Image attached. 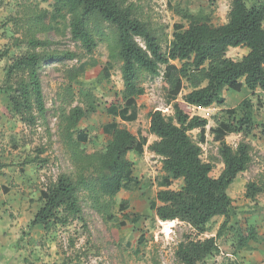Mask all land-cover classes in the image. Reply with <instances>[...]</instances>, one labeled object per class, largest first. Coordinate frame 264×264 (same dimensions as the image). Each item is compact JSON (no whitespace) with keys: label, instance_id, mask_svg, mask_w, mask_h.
I'll list each match as a JSON object with an SVG mask.
<instances>
[{"label":"trees","instance_id":"trees-1","mask_svg":"<svg viewBox=\"0 0 264 264\" xmlns=\"http://www.w3.org/2000/svg\"><path fill=\"white\" fill-rule=\"evenodd\" d=\"M227 1V21L213 25L208 16L184 14L187 21L174 27L173 42L166 51L162 39L154 30L137 18L132 5L126 0H37L47 4L50 10L22 6L21 17L13 19L17 28H24L26 49L17 53L0 51V60L7 59L3 70L0 93L8 97V106L0 107V113L9 120L17 119L28 128H34L38 120L45 119V102L41 89L40 72L49 61H72L77 54L50 52V42L30 38L27 33H48L58 24L66 25L71 40L79 44L84 54L91 56L99 43L105 42L109 59L119 63L123 90L120 99L123 111L135 106L141 92L144 77H162V90L176 99L184 89L181 101L173 104V120L166 119L161 111L147 114V129L135 136L125 127L112 126L110 139L101 151L87 153L86 132L78 125L88 115L99 109V100L90 89L79 85L78 73L71 71L70 80L79 85L80 105L64 110L59 115L58 132L74 168L72 174L62 173L39 192L40 207L26 230L40 228L45 234L56 228L70 226L82 220L81 198L96 213L113 219L110 209L114 198L128 179L131 180L133 163L127 159L132 153L143 155L148 136L156 139L148 144L147 151L157 156L164 173V189L155 194L157 205L155 218L160 222L178 221L188 226L193 234L185 235L174 251L178 264H203L218 253L215 237L201 238L215 218H222L218 231H233L234 253L248 250L250 242H256V232H241L228 225L237 208L228 195V189L237 176L252 163L251 146L244 141L235 147L226 144L225 138L241 134L244 138L252 131V119L236 118V109H225L226 120H217L208 128V121L192 115V109L221 107L225 103L224 91L240 93L264 92V1ZM108 34V35H107ZM245 49L240 59L226 56L229 49ZM207 128V129H206ZM197 131L194 140L191 132ZM207 132L223 166L217 177L211 175L214 164L202 159L201 144L206 143ZM25 160L22 166L36 163ZM42 162H45L42 161ZM19 165V166H20ZM175 181H181L178 190L170 189ZM2 193H8L0 188ZM264 193V184L248 183L245 198L255 202ZM129 208L127 200H120L123 213ZM9 216L7 212L1 215ZM127 218V216H126ZM124 222L120 221L119 226ZM24 231L15 241V251L23 241ZM264 242V238L262 239ZM27 263V262H26ZM66 264V263H61Z\"/></svg>","mask_w":264,"mask_h":264},{"label":"rangeland","instance_id":"rangeland-1","mask_svg":"<svg viewBox=\"0 0 264 264\" xmlns=\"http://www.w3.org/2000/svg\"><path fill=\"white\" fill-rule=\"evenodd\" d=\"M254 1L250 0L248 5ZM126 4L132 5L135 16L160 36L163 51L173 42L174 27H187L184 14L208 16L213 25H222L226 23L229 11L227 1L126 0ZM29 5L33 8V16L38 13L37 7L50 10L47 4H38L37 0H0V51L8 49L9 55L17 53L15 40L20 42L21 50L26 49L24 28H17L13 19L17 18L15 16H22L19 13L22 6ZM27 35L50 42L48 53L70 52L77 54L78 58L62 62L49 60L43 65L40 81L46 113L45 119L38 120L34 128L26 127L17 119L7 121L0 116V188H5L12 194L27 195L23 204L22 201L12 203L10 193L6 195L0 189V210L6 208L4 212L10 215L11 222H20L24 226V238L21 242L25 248H32L34 245L38 247L25 252L23 258L26 264H178L174 256L175 248L185 235L193 233L181 222L163 223L155 218V194L164 189V174L151 158L143 160L149 164L147 174L139 177V172L134 175L132 170L131 180L126 181L114 198L110 209L112 220L93 211L89 203L81 198L82 220L46 234L41 229L36 232L34 229L26 230L41 205L38 200L39 192L59 174L74 172L59 136L58 122L61 111L68 113L71 108L80 105L78 91L81 83L85 89L92 90L99 100L97 113L88 115L78 125L79 130L85 131L87 135V153L103 149L110 139L113 125L125 127L135 136L141 135L147 126V114L154 109L160 110L166 119L173 120V104L179 102L183 93L188 91L184 89L176 99H171L162 90L160 76H146L135 106L123 111L120 99V92L123 90L120 64L108 58L109 50L105 42L99 43L93 54L87 56L79 44L71 40L64 24H58L48 33L35 32ZM241 53V50L230 49L226 56L237 60ZM7 64V59L0 60V83ZM74 70L78 73L76 79L79 85L69 79V73ZM223 98L225 103L218 110L200 111L199 114L208 118V128L215 126L217 120L227 119L225 109H236L237 119H252V131L245 138L241 134L225 138L226 144L233 147L241 141L249 144L252 156L251 165L237 176L228 189L227 193L237 208L235 217L229 220L228 225L241 232L253 229L257 234V241L250 242L248 250L234 253L231 247L232 242L234 243L233 231H218L223 219L215 218L210 229L201 238L215 237L218 253L203 264H264V193L258 195L255 202L245 198L248 183L264 184V92L225 91ZM8 104L7 95L1 92L0 107ZM196 112L198 111H193ZM196 134L197 131L191 134L194 140L197 138ZM205 139L206 143L200 145L203 150L202 159L213 162L211 175L217 177L223 168L217 153V143L211 141L208 132ZM32 158H36L37 162L20 165ZM181 184V181H175L170 189L178 190ZM120 200L129 202V208L123 213L119 209ZM120 221L124 222L123 226H119ZM20 234L13 241H17Z\"/></svg>","mask_w":264,"mask_h":264},{"label":"crops","instance_id":"crops-1","mask_svg":"<svg viewBox=\"0 0 264 264\" xmlns=\"http://www.w3.org/2000/svg\"><path fill=\"white\" fill-rule=\"evenodd\" d=\"M241 52H242L241 55H244L246 53V50H241ZM185 93L186 92H184L183 95ZM0 116L4 117L2 115H0ZM147 126H146V128H144V130L147 129ZM155 139L156 138L154 136H148L147 145L152 143ZM126 157H127V159H129L133 163V169L132 170H133L134 175H137L138 172H139V177L145 176V174H147V171L149 169V164L144 163V161H143L146 158L154 159L153 162L158 164V167H159L160 171L162 172L161 163H160L159 158L157 156L151 154L150 152H148L147 147H144L143 155L141 158H137L132 153L127 154ZM23 190H24V188L21 189L22 192H23ZM9 193H10V191L7 194H9ZM14 197H16V198H14ZM25 198H27L26 194L25 195H23V194L18 195V194L10 193V201L12 200L11 201L12 203L14 201H22L21 204H23V200H25ZM5 209L6 208H4L3 210H0V214H2V212L5 211ZM23 229H24V226H22V224L20 222H11V220L9 219V216L5 217L4 214L1 215V220H0V264H26L25 259L23 258L25 252H27V250L29 252H31L32 249L35 250L38 248L37 245H34L32 248H29V247L25 248V246L21 242V243H19V248L15 251V249H14L15 241H13V239L16 237V235L22 233L24 231ZM39 229L40 228H35L34 232L39 231Z\"/></svg>","mask_w":264,"mask_h":264},{"label":"clouds","instance_id":"clouds-1","mask_svg":"<svg viewBox=\"0 0 264 264\" xmlns=\"http://www.w3.org/2000/svg\"><path fill=\"white\" fill-rule=\"evenodd\" d=\"M238 50H245V49H240V48H237ZM236 49V50H237ZM230 50V49H229ZM233 50H235V49H233ZM247 52V51H246ZM246 54V53H245ZM244 54V55H245ZM243 55H241L240 57H239V59L242 57ZM160 79H161V81H162V77L160 76ZM225 92V91H224ZM249 92V91H248ZM250 93V92H249ZM192 109V115H197V116H200V117H202V118H205V119H208L207 117H205V116H202L201 114H199L200 113V111H203V112H206V111H215V110H218L219 108H217L216 106H213V107H210V108H195V107H193V108H191ZM154 110H157V109H154ZM160 111V110H159ZM193 111H198V112H196V113H193ZM212 113V112H211ZM1 114V113H0ZM2 115V114H1ZM3 116V115H2ZM4 118H6V117H4ZM6 120L7 121H10L8 118H6ZM208 121V120H207ZM207 127H208V125H207ZM207 129V128H206ZM194 132H196V131H193V132H191V134H193ZM202 145V144H201ZM201 147V146H200ZM164 223V222H163Z\"/></svg>","mask_w":264,"mask_h":264}]
</instances>
